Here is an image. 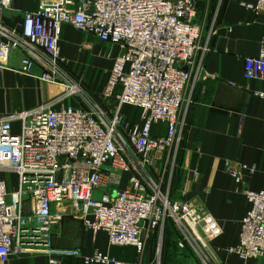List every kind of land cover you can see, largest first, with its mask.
<instances>
[{
	"label": "built area",
	"instance_id": "2783aa9c",
	"mask_svg": "<svg viewBox=\"0 0 264 264\" xmlns=\"http://www.w3.org/2000/svg\"><path fill=\"white\" fill-rule=\"evenodd\" d=\"M10 5L11 0H0V69H9L10 54L17 51L18 74L29 76L39 67L38 79L62 86L63 97L77 105L40 106L0 117V264L13 253L49 250L52 228L65 215L93 234L105 233L110 246L134 248L139 257L126 262L96 251L83 258L85 264H142L147 242L169 225L179 233L178 249L190 248L202 264H223L213 249L223 233L219 221L199 201L170 198L186 125L185 91L192 78L204 79L212 35L201 37L196 2L38 0L36 10L17 25L2 20ZM243 5L264 13V0ZM66 23L117 48L102 92L115 101L113 109L64 69L59 39ZM244 77L264 80V49L245 58ZM257 94L264 98V92ZM125 106L139 110V124L125 121ZM16 121L18 132L12 130ZM159 125L165 126L164 136ZM226 170L250 204L239 242L226 254L242 264L264 261V190L243 187V177L256 170L231 162ZM8 175L16 177L13 190H8Z\"/></svg>",
	"mask_w": 264,
	"mask_h": 264
},
{
	"label": "crops",
	"instance_id": "0c3cea01",
	"mask_svg": "<svg viewBox=\"0 0 264 264\" xmlns=\"http://www.w3.org/2000/svg\"><path fill=\"white\" fill-rule=\"evenodd\" d=\"M194 1L198 18L215 17L216 23L202 65L204 79L192 78L185 91L182 111L186 125L171 180L170 198L201 202L223 229L222 235L213 242L219 260L223 264H242L236 257L228 256L226 249L238 244L240 223L250 204L239 193L242 186L227 173L226 163L255 168V174L243 177V187L264 190V98L257 94L264 92V80L244 77L245 58L257 57L264 49V13L255 14L243 5L256 4L258 0ZM37 2L11 0L2 20L8 25L21 23L24 14L36 10ZM59 46L64 69L96 101L113 109L115 101L103 97L102 92L117 48L67 23L62 25ZM19 59V53L12 52L9 69H0V117L40 106L51 105L52 109L59 110L77 105L75 99L63 97L62 86L40 81L39 67L35 66L29 76L18 74ZM99 60L105 62L106 68L96 65ZM133 112L128 106L122 109L128 121ZM19 127V122L12 123L14 132ZM158 134L165 135L164 125L158 126ZM7 177L10 180L13 175ZM125 181L126 175L123 184ZM96 251L120 261L139 259L134 248L110 246L105 233L93 234L80 221L65 215L52 228L49 250L13 253L4 264H51L52 258L58 264H85L83 258ZM154 258L153 241H149L140 259L142 264H152ZM249 264H264V261Z\"/></svg>",
	"mask_w": 264,
	"mask_h": 264
},
{
	"label": "rangeland",
	"instance_id": "374dc122",
	"mask_svg": "<svg viewBox=\"0 0 264 264\" xmlns=\"http://www.w3.org/2000/svg\"><path fill=\"white\" fill-rule=\"evenodd\" d=\"M195 21L200 26L201 37L206 38L210 32L214 30L216 19L208 18L206 15H202L201 18H198L197 14H195ZM96 65L102 68H106L105 62L99 60L96 62ZM129 107V106H128ZM134 112L132 115L131 121L126 117L127 115H123L126 122L130 124V126H134L139 124V110L133 109ZM182 144V142H181ZM181 149V145L179 147V151ZM178 151V153H179ZM178 164L176 160V165ZM177 167V166H176ZM175 172V170H174ZM174 175V173L172 174ZM8 190H13L16 186V177L13 176L12 179L7 178ZM95 196H100V192H96ZM8 202L11 203L10 197H8ZM179 239V233L173 225L166 226L165 229L161 231H156L153 236V256L154 262L157 260L159 264H202L199 255L193 252L190 248L178 249L176 246V242ZM159 250V254L157 257L156 250ZM153 264V263H152Z\"/></svg>",
	"mask_w": 264,
	"mask_h": 264
}]
</instances>
